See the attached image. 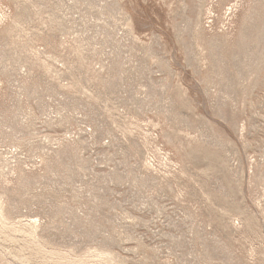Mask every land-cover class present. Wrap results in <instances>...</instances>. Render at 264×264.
<instances>
[{"label": "rangeland", "instance_id": "rangeland-1", "mask_svg": "<svg viewBox=\"0 0 264 264\" xmlns=\"http://www.w3.org/2000/svg\"><path fill=\"white\" fill-rule=\"evenodd\" d=\"M0 264H264V0H0Z\"/></svg>", "mask_w": 264, "mask_h": 264}]
</instances>
